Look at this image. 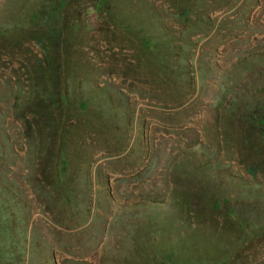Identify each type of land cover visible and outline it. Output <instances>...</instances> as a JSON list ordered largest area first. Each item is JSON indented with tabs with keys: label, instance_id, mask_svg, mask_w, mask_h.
Here are the masks:
<instances>
[{
	"label": "rangeland",
	"instance_id": "1",
	"mask_svg": "<svg viewBox=\"0 0 264 264\" xmlns=\"http://www.w3.org/2000/svg\"><path fill=\"white\" fill-rule=\"evenodd\" d=\"M264 0H0V264H264Z\"/></svg>",
	"mask_w": 264,
	"mask_h": 264
},
{
	"label": "trees",
	"instance_id": "2",
	"mask_svg": "<svg viewBox=\"0 0 264 264\" xmlns=\"http://www.w3.org/2000/svg\"><path fill=\"white\" fill-rule=\"evenodd\" d=\"M264 129V128H263Z\"/></svg>",
	"mask_w": 264,
	"mask_h": 264
}]
</instances>
